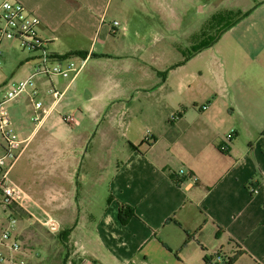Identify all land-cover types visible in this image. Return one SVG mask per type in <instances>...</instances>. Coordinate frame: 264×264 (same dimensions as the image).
<instances>
[{"label": "crops", "instance_id": "crops-1", "mask_svg": "<svg viewBox=\"0 0 264 264\" xmlns=\"http://www.w3.org/2000/svg\"><path fill=\"white\" fill-rule=\"evenodd\" d=\"M13 1L40 20L38 34L50 40L51 52L85 59L72 82L35 79L46 106L51 84L65 91L44 124L25 136H47L48 158L36 155L40 146L33 154L38 174L64 185L36 178L32 195L55 214L73 213L67 199L78 189L72 185L83 150L84 183L96 166L94 181L107 193L96 220L89 210L82 225L55 220L58 232H70L54 248L39 242L23 248L16 225L10 241L0 239V264H205L215 255L234 258L231 264H264V14L248 13L225 61L202 68L194 61L201 50L186 57L194 47L175 45L179 20L169 26L163 13L170 0ZM147 6L158 13L154 35L152 27L131 24L150 17ZM25 73L31 74L29 58ZM66 114L78 126L64 124ZM179 175L198 181L182 183ZM40 204L38 214H45ZM120 205L134 209L125 225ZM12 241L20 251L5 258Z\"/></svg>", "mask_w": 264, "mask_h": 264}, {"label": "rangeland", "instance_id": "rangeland-1", "mask_svg": "<svg viewBox=\"0 0 264 264\" xmlns=\"http://www.w3.org/2000/svg\"><path fill=\"white\" fill-rule=\"evenodd\" d=\"M172 1L170 0V4L163 7V13L168 16L169 26L177 24L178 21H175V17L179 20L181 29L179 32L173 33L176 34L173 39L175 45L181 49L187 47V44L194 47L189 48L186 53L184 52L186 57L192 54L193 51L201 50V55L194 61L202 68L213 62L225 61V50L235 41L234 32L240 30L241 22L246 19L245 16L248 13L256 12L264 14V0H196V3L192 4H188V0H179V5ZM147 12L145 13L150 16L149 18L147 17V20L145 19L146 17L141 16V18L131 22V24L136 30H140V26L143 29H150L152 27L153 31L151 34L154 35L155 28L158 24L154 20V17H157L158 13L150 6H147ZM236 22V26L232 28ZM191 31L192 34H190ZM153 35L148 40L155 41L156 39L152 37ZM28 58L29 54L22 50L17 41L8 38H3L0 41V99L3 98L5 92L14 84L29 77L28 73L23 74ZM68 96H71V94L69 93ZM6 107L11 120L13 133L21 138L29 135L33 131L32 116L34 114L30 100L22 96L8 103ZM37 133L33 135L30 141L31 147L29 152L23 156L10 175L11 180L27 196L23 202V207L14 204L9 206L0 205V238L9 220L13 221V231L17 225L18 232H21L20 238L22 240L19 239L20 243L23 248H28L29 250L38 242L49 249L54 248L56 246L55 243H59L57 235L60 232L56 233L51 231L50 227L39 223L38 220L45 222V218L48 215L54 221H59L62 224L72 225L74 222L84 224V216H88V214H84V210L90 211L92 221L96 220L102 208H104L107 193L106 186H97L94 181V177L98 171L96 166L91 165L90 170L92 171L88 175V181L84 183V170L89 160H86V164H84L83 150L79 154L78 159L79 178L74 180L72 185L78 189L74 193L72 200L67 199V201L71 203L73 201L75 203L74 210H72L73 213L55 214L49 208H46V204H40L38 199L33 197V192L30 188L34 179H40L41 185L46 186L49 183L50 185L54 184L57 186L64 185V183L62 181H44V179L42 180V174H38V169L41 168L37 166L36 155L42 154V158H48L49 150H43L42 147L45 144L44 140L47 136L44 133L39 135ZM39 146L40 153L33 156L35 151L39 150ZM103 162L107 165L110 159L105 157ZM85 189L86 194L84 195ZM44 201L47 202L48 199L46 198ZM76 202L79 204L78 207H76ZM38 204L45 207V214H38ZM84 205L87 206L85 207ZM23 242L24 244H22ZM12 252L10 249L9 252L5 251V258H9Z\"/></svg>", "mask_w": 264, "mask_h": 264}, {"label": "built area", "instance_id": "built-area-1", "mask_svg": "<svg viewBox=\"0 0 264 264\" xmlns=\"http://www.w3.org/2000/svg\"><path fill=\"white\" fill-rule=\"evenodd\" d=\"M40 20L28 13L23 5L13 0H5L0 5V41L3 38L15 40L19 43L23 51L29 54L31 62V74L26 79L16 83L9 88L2 99H0V203L4 206L19 205L23 207L26 200V194L11 180L10 173L24 155L31 139L29 137L21 138L13 133L11 120L6 105L18 98L25 96L30 100L34 114L32 124L34 129H39L47 117L58 107L62 101L65 91L50 85L47 94L52 102L49 106L44 105L38 97L35 79L42 77L50 81L54 77H60L69 82L74 81L84 67L85 59L78 55L58 56L48 48L50 40L38 34ZM120 26L118 21L112 22V27ZM205 109V108H203ZM62 121L71 126H78V119L71 114L62 116ZM232 134L228 135L226 140L230 141ZM226 147H220L224 150ZM180 176V175H179ZM180 176V181L197 183L198 179L194 176ZM252 192H255L251 188ZM43 225L50 227L51 231L58 232V225L52 217L45 218ZM14 228L13 221L7 223L4 229L1 241L11 239V233ZM10 250L20 251V245L12 241ZM19 264H24L22 261ZM214 264H221V257H217Z\"/></svg>", "mask_w": 264, "mask_h": 264}, {"label": "trees", "instance_id": "trees-1", "mask_svg": "<svg viewBox=\"0 0 264 264\" xmlns=\"http://www.w3.org/2000/svg\"><path fill=\"white\" fill-rule=\"evenodd\" d=\"M76 55H82V53H78ZM85 55V53H84ZM137 150V148H136ZM9 206V205H7ZM134 209L128 205H120L119 210H118V221L120 222V224L125 225L127 224L130 219L132 217H134ZM69 230H64L61 233H59L58 239L61 242H66L67 237L69 235ZM219 257V255H215V257H211V258H204V262L205 264H214V261L216 260V258ZM234 258L232 259H225L223 257H221V264H231L233 262Z\"/></svg>", "mask_w": 264, "mask_h": 264}]
</instances>
